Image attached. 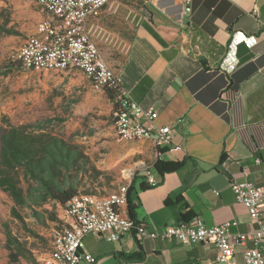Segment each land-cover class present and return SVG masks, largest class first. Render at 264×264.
<instances>
[{
    "label": "crops",
    "instance_id": "1",
    "mask_svg": "<svg viewBox=\"0 0 264 264\" xmlns=\"http://www.w3.org/2000/svg\"><path fill=\"white\" fill-rule=\"evenodd\" d=\"M186 5L145 0L133 38L119 45L103 11L89 21L121 93L157 109L155 123L173 130L167 148L137 140L157 148L155 163L177 166L163 173L153 167L157 183L148 188L140 186L147 178L141 172L120 210L150 229L199 216L208 226L236 220L234 232L250 233L257 224L231 181L264 184V0H192L189 13ZM84 244L93 264H212L218 254L213 242L184 245L134 233L117 242L88 234ZM236 258L243 261L241 251Z\"/></svg>",
    "mask_w": 264,
    "mask_h": 264
},
{
    "label": "rangeland",
    "instance_id": "2",
    "mask_svg": "<svg viewBox=\"0 0 264 264\" xmlns=\"http://www.w3.org/2000/svg\"><path fill=\"white\" fill-rule=\"evenodd\" d=\"M102 11L108 30L119 36L113 44L119 45L133 38L146 12L145 0H113L97 15ZM47 16L34 0H0V131L9 124L32 132L52 131L65 140L68 151L63 186H73L78 194L118 193L136 174L153 169L157 148L149 142L118 139L115 101L81 71L28 69L15 58L16 50ZM22 186L30 190L24 205L0 188V264H42L62 218L57 201L42 202V186L32 175L22 178ZM13 208L25 224L13 215ZM7 228L27 241V251L17 262L9 257Z\"/></svg>",
    "mask_w": 264,
    "mask_h": 264
},
{
    "label": "built area",
    "instance_id": "3",
    "mask_svg": "<svg viewBox=\"0 0 264 264\" xmlns=\"http://www.w3.org/2000/svg\"><path fill=\"white\" fill-rule=\"evenodd\" d=\"M34 1L48 16L39 22L36 33L28 37L21 50H16L15 58L28 69L66 67L86 71L96 88L121 92V78L105 60L89 30L90 19L113 0ZM186 4L185 12L189 13L192 0H186ZM114 114L115 125L120 128L119 140L152 138L158 140V149L173 145L172 126L155 123L159 114L154 107L144 108L128 94L121 93L120 108ZM144 117L147 121H143ZM173 149L179 150L181 146L174 145ZM147 179L152 186L156 185L152 170L147 171ZM231 187L237 201L257 224L250 233L234 232L232 228L238 225L236 220L208 226L199 216L150 229L120 210L127 204V193L125 196L110 194L109 201H86L77 194L64 205V219L58 222L52 234L51 255H45L42 264H93L95 258L84 248L86 235L95 234L117 242L131 233L139 238L175 239L184 245L213 242L218 254L212 264H264V184L233 179ZM249 241L253 246H248ZM239 251L242 262L236 258Z\"/></svg>",
    "mask_w": 264,
    "mask_h": 264
},
{
    "label": "trees",
    "instance_id": "4",
    "mask_svg": "<svg viewBox=\"0 0 264 264\" xmlns=\"http://www.w3.org/2000/svg\"><path fill=\"white\" fill-rule=\"evenodd\" d=\"M2 66L0 64V68ZM105 89L111 100L115 101V113L120 108L121 92L118 89ZM0 144V188L7 192L17 204L24 205L30 190H25L22 186V178L27 174L32 175L42 186V202L55 200L61 206L62 218L58 222L62 221L64 205L78 194V190L73 186H63L62 184L63 168L67 167L68 160L65 140L52 131L43 129L39 132H32L23 126L9 124L0 131ZM175 166L177 164H160L158 161L154 164L160 173L173 170L176 168ZM139 177L140 173L136 174L128 187V200L129 191ZM140 186L141 188H148L151 184L146 178ZM183 214L181 211L180 215ZM13 215L25 224L23 217L16 208H13ZM6 232L9 257L12 262H17L20 256L27 251V241H22L21 237L14 235L11 229L7 228Z\"/></svg>",
    "mask_w": 264,
    "mask_h": 264
},
{
    "label": "bare ground",
    "instance_id": "5",
    "mask_svg": "<svg viewBox=\"0 0 264 264\" xmlns=\"http://www.w3.org/2000/svg\"><path fill=\"white\" fill-rule=\"evenodd\" d=\"M21 50V47L18 49ZM34 69H42V70H51V71H55V72H64V71H70L68 70V68L66 67H59V69H53L51 67H37ZM85 76H86V71H81ZM115 130H116V134L117 137L119 139L120 136V128L118 126L115 125ZM143 139H151V138H136V139H132V140H121V141H137V140H143ZM155 143L158 144V140L154 139ZM128 191V186H125L122 188V190L118 193H112V196H125V193H127ZM81 198H85L86 201H94L96 199V201H109L110 200V194L106 195V196H96V195H91V194H82L80 195ZM63 219H64V207H63ZM51 255V252L48 254Z\"/></svg>",
    "mask_w": 264,
    "mask_h": 264
}]
</instances>
